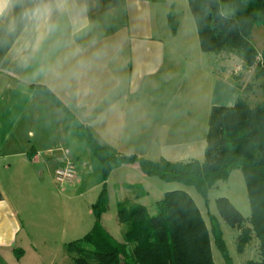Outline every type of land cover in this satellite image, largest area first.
I'll return each instance as SVG.
<instances>
[{
    "label": "crops",
    "instance_id": "crops-1",
    "mask_svg": "<svg viewBox=\"0 0 264 264\" xmlns=\"http://www.w3.org/2000/svg\"><path fill=\"white\" fill-rule=\"evenodd\" d=\"M177 1L91 0L89 19L97 26V31L86 39L95 37L108 50L107 55L68 88L31 78L0 53V264H68L72 258L66 244L92 228L86 230L78 216L72 219L73 214L78 215L79 206L76 203L70 206L63 200V194L57 196L46 184L39 165L43 163L51 171L53 166L56 170L66 160L67 156L57 152L54 159L49 158L54 146L62 149L66 146L71 157L65 140L76 146L79 135L76 130L82 131L81 124L87 126L102 145H111L112 149L125 154H138L151 160L164 157L170 161H190L201 158L196 155L199 143L200 154H205L209 126L202 124L205 132L201 129L198 133L199 128L195 129L198 122L190 121L197 120L196 112L185 105L191 104L196 96L195 93L190 96L189 91L193 90L190 84L178 86L179 94L185 95L181 97L182 104L179 95L165 104L156 93L154 98L158 105L155 100L147 104L142 96L143 92L144 95L156 92L155 83L162 85V79L181 73L178 67L185 60L189 61L186 44L181 49L186 55H176L180 26L174 34L168 23L169 13L175 16ZM205 59L208 67L194 62L193 71L195 76L199 71L212 76L211 110L214 105H233L237 88L214 69L219 65H214L216 58L206 56ZM36 86L48 87L70 114ZM181 113L188 115L189 121H185L184 116L179 117ZM115 131L121 141L119 146L104 141L108 140L107 133ZM197 137L200 141L195 140ZM72 160L78 173L88 171L80 156L74 155ZM119 170L122 176L116 187L121 193L117 203L128 199L149 207L168 190H188L178 182H165L147 175L138 163L125 162L114 165L108 177V190L111 177ZM132 174L135 180L129 179ZM17 181H24V188L17 189ZM129 184H139L144 193L137 196ZM30 203L32 209L29 210ZM32 210L36 212L33 214ZM52 212L57 214L51 219ZM201 212L205 217L202 209ZM105 222L106 212L104 225ZM117 223L118 227L112 229L105 225L114 237L119 228L122 235L124 233V224ZM37 238L50 243L37 244Z\"/></svg>",
    "mask_w": 264,
    "mask_h": 264
},
{
    "label": "trees",
    "instance_id": "trees-1",
    "mask_svg": "<svg viewBox=\"0 0 264 264\" xmlns=\"http://www.w3.org/2000/svg\"><path fill=\"white\" fill-rule=\"evenodd\" d=\"M188 4L200 47L215 54L214 64L226 60L227 55H235L242 60L244 69L257 68L256 78L264 75V49L259 52L251 40L254 26L264 24V0H188ZM168 23L172 32H177L178 22L171 12ZM234 85L238 90L234 104L212 107L203 160L174 162L164 157L151 160L138 154H125L100 144L87 126L80 125L102 164L104 182L92 204V228L83 237L66 244L75 264H216L212 238L225 264H235L219 218L209 213L208 224L194 197L184 188L166 191L151 207L128 199L119 201L117 219L125 226L124 240L114 237L104 225L103 215L109 209L108 177L118 162L138 163L149 176L185 187L194 186L207 206L210 189L218 181L228 179L235 169H241L251 215L245 217L227 196H220L216 200L219 217L240 231L239 252L253 236L258 237L261 260H249L245 264H264V100L251 106L240 87ZM36 88L70 114L48 87ZM129 187L137 196L144 193L139 184Z\"/></svg>",
    "mask_w": 264,
    "mask_h": 264
},
{
    "label": "rangeland",
    "instance_id": "rangeland-1",
    "mask_svg": "<svg viewBox=\"0 0 264 264\" xmlns=\"http://www.w3.org/2000/svg\"><path fill=\"white\" fill-rule=\"evenodd\" d=\"M175 10H176L175 19L178 22V27L180 26L179 28H181V35L177 41V45H175L176 55L180 54L182 57L186 55V53H184V49L181 50L182 47H184V45L186 44V52H187V56L189 57V61L185 60L183 65L182 63L180 64V67H178V69H181V73L171 74V76L167 80L162 79L161 81L162 85H160L159 83H155L154 89L156 92L149 91L147 92V95H144L143 93L145 92H143L142 96H145L144 98L147 104L152 103V100H155L156 105H158V101L154 98V95L156 93H157L158 98H161L164 100L165 104H167L171 98L175 97L176 95H179V103L182 104L181 97L184 98L185 95L183 93H182V96L181 94H179L180 92L178 90V86L183 85V84H190V89H193L192 91H189L190 96H192L193 93H195L196 96H195V99L193 100L191 99V102H190L191 104H185V105L191 107L192 110L196 112L195 116L197 117V120L192 119L190 121L198 122V126H196L195 129L199 128L198 129V133H199L201 129H204L203 126L205 127L209 126V118H210L209 113L211 112V108L209 106V98L211 94L213 93V86H212L213 82L211 81L212 76L205 75L204 73L202 75L201 71H199L195 76V72L193 71V68H194L193 63L201 62L202 66L208 67L206 59H205L206 56H211V57L213 56L214 58H216V56L214 53H204L202 51L200 44H199V36L197 33L196 23H195L193 14L191 12V9L189 7L188 0H178ZM176 33L177 32H175L174 34ZM251 40L256 46V48L258 49V51L262 52L264 49V24L254 26L252 33H251ZM224 59H227V62L223 61V63H218L219 65L214 64L215 65L214 69L218 73H222L223 78H225L230 83L237 84L240 87L241 91H243L242 93L243 96L247 99V101L249 102L251 106L263 101L264 100V75L259 78H256L255 74L257 72V68L251 67L249 69H244L242 66L241 59L235 55L234 56L227 55L226 57H224ZM184 73H186V75ZM182 77L184 78V80H182ZM247 85H250V87L244 90ZM184 88L182 92L185 90ZM181 116H184L183 119L185 121H189L188 115L186 114L182 115L181 113L179 117ZM80 131L76 130V132L79 134L78 139L76 140L77 141L76 146H74L73 144L69 145L70 140L69 141L65 140V143L68 144L67 146L71 150V151L69 150L71 157L70 155L68 157L70 159H73L74 155L80 156L82 160L81 162L85 161L86 166H88L87 167L88 171L78 173L76 166L74 164L75 176L73 180L62 181L56 178V175L54 174L55 172L54 166L52 167L50 171L43 163L39 165L41 168H43L46 184L51 186L54 189V191H56L57 196H61L63 194L65 195L63 200L66 199L64 200L66 203H68L70 206L72 203H76L75 205L79 206L77 208L78 215L73 214L72 219L78 216L80 222L82 221V223L85 225V229L87 230V229H90L94 224L92 204L96 201L98 197V194L104 182V178H103L101 162L94 155L92 148L89 142L87 141L84 133ZM116 132L117 131H115L114 134L107 133L106 135H107L108 140L104 139V141H107L108 143H112V144L116 143V146H119L121 141L117 136L118 133ZM204 132H205V129H204ZM186 134H187V131H186ZM195 140L200 141V137L199 138L197 137V139ZM205 144L206 143H204V145ZM107 146L111 147V145H107ZM200 147L201 145L199 143L196 146L197 148L196 155L200 156L201 158L199 157H196V158L203 160L204 155L202 156L203 153L200 154L201 153ZM65 148L66 146L63 149L59 147L55 148L54 146L53 150L49 152V155H48L49 158L54 159L53 157H55L56 152L60 155H63L64 150H66ZM127 154H130V153H127ZM50 168H51V165H50ZM121 176H122V173L119 170V171H116L110 179V188H109L110 204H109V209L106 212L105 225H107L108 228L110 227L111 229L113 227H118L117 226L118 224L117 223L118 221L117 201L118 200L116 199H117V196L120 195L119 193L121 192L117 189L116 183L120 180ZM129 179L135 180V176H133L132 174V178L130 177ZM130 182H133V181H130ZM25 185L26 184L24 181H20V182L17 181L16 188L22 189L24 188ZM62 188L63 190H61ZM154 188L156 187L153 186V189ZM167 188L170 189L169 187ZM187 188H188V191L193 195L198 206L201 207L208 224H210L209 213H213L219 218L222 229H223V235L225 238L226 246L235 264H245L249 260H254V261L261 260L260 241L258 237L253 236L252 240L249 241V243L246 245L244 250L242 252H239L238 247H237V236L239 235L240 231L238 229L231 227L221 217H219V211L217 208V203H216L217 198L220 196H227L245 217H249L251 215V206H250V201L248 197L247 185H246V181H245V178H244V175L241 169H235L230 174L228 179L218 181V183L213 188L210 189L209 195H208V198H209L208 206L206 205L203 196L198 192V190L194 186H187ZM155 198H157V196H155ZM151 199H153V197H151ZM30 209H32L31 203H30L29 210ZM47 210L49 212L51 209L49 208ZM35 212L36 210H32L33 214ZM56 214L57 213L52 212L50 214V218L52 219L53 217H56ZM87 232H85L84 234H80L79 237H77L76 239L83 237ZM115 233L117 234L115 235V237L118 240L120 241L124 240L123 235L120 232V228H119V231ZM35 241L37 244H41L45 242L46 245H48V243H50V242H47V240L44 241V239L42 238H37L35 239ZM66 250H67V247H66ZM212 252H213V257H214L216 264H225V260L222 255V252L220 251V249L214 242L213 238H212ZM68 264H75V263L71 259L68 261Z\"/></svg>",
    "mask_w": 264,
    "mask_h": 264
},
{
    "label": "clouds",
    "instance_id": "clouds-1",
    "mask_svg": "<svg viewBox=\"0 0 264 264\" xmlns=\"http://www.w3.org/2000/svg\"><path fill=\"white\" fill-rule=\"evenodd\" d=\"M91 0H0V53L33 79L68 88L102 62ZM223 16L224 13L222 12Z\"/></svg>",
    "mask_w": 264,
    "mask_h": 264
},
{
    "label": "built area",
    "instance_id": "built-area-1",
    "mask_svg": "<svg viewBox=\"0 0 264 264\" xmlns=\"http://www.w3.org/2000/svg\"><path fill=\"white\" fill-rule=\"evenodd\" d=\"M64 155L67 156V158L61 166L56 168L55 175L56 178L62 181H70L73 180L75 176L74 162L68 157V150L64 151Z\"/></svg>",
    "mask_w": 264,
    "mask_h": 264
}]
</instances>
